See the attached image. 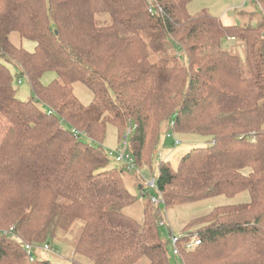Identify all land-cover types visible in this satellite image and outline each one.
<instances>
[{
  "label": "trees",
  "instance_id": "1",
  "mask_svg": "<svg viewBox=\"0 0 264 264\" xmlns=\"http://www.w3.org/2000/svg\"><path fill=\"white\" fill-rule=\"evenodd\" d=\"M192 1L152 0L151 12L150 0H0V264H53L29 262L23 245L54 242L78 222L69 264H172L162 207L244 192L248 203L190 222L201 245L185 263L264 264V0H254L261 19L245 26L207 10L191 15ZM14 33L35 51L13 44ZM9 66L31 100L17 97ZM49 71L56 79L45 86ZM77 83L92 92L89 105ZM171 121L175 133L209 142L177 168L160 164L163 205L141 189L137 221L125 213L137 198L102 148L107 127L120 140L134 127L140 168L151 166Z\"/></svg>",
  "mask_w": 264,
  "mask_h": 264
},
{
  "label": "rangeland",
  "instance_id": "2",
  "mask_svg": "<svg viewBox=\"0 0 264 264\" xmlns=\"http://www.w3.org/2000/svg\"><path fill=\"white\" fill-rule=\"evenodd\" d=\"M188 10L191 15H196L202 10H207L212 16L223 18L224 22L229 21L231 25L238 26L256 25L261 19L260 10L254 0H193L188 6ZM242 12H245L246 15L242 16ZM252 13L255 17L250 21L249 14ZM10 39L17 47H22L30 53L35 51L36 43L27 39H21L17 33L12 34ZM9 68L13 76H15L17 69L13 66H9ZM55 79L56 74L49 71L43 75L41 81L43 85L48 86ZM19 81L21 83H19ZM14 86L17 90V97L20 100L27 102L32 99V91L26 79L15 76ZM74 94L84 105H89L93 100L92 92L81 83L74 85ZM39 106L44 108L42 103H39ZM175 136L176 140L181 142L178 146L174 145L173 139L167 138V127L163 129L160 144L153 151V155L151 156V166H148L147 162L146 164L141 163L139 164L140 168L137 170L128 171L123 168L122 165L117 164L114 160H109V168L123 170L122 179L124 184L137 198L135 204L125 208V213L135 218L137 221H142L144 218V204L141 203V189H143L145 194L149 197L155 196V192L148 187V184L153 179L158 178L160 164L162 162H168L171 166L177 168L180 160L186 154L194 148L206 146L209 142V139L200 136L180 135L177 133ZM119 143L120 138L118 130L113 125H108L106 138L102 148L105 151L116 149L119 146ZM249 201V193L244 192L235 198L217 197L207 201L190 203L173 208L162 207L163 213H161V221L165 225L159 226V234L167 243L169 258L172 264H178V262L174 260L171 254V234L178 235L181 232L187 233L195 231L197 228L191 226L190 222L209 214L214 208L248 203ZM82 225L81 222H78L74 225L72 232L60 235L58 240H55L54 242L47 241V243L53 244L56 250L54 253H45L42 250H38L37 255L39 258L42 260H49L53 264H69V262L75 258L74 244L75 240L80 235Z\"/></svg>",
  "mask_w": 264,
  "mask_h": 264
},
{
  "label": "built area",
  "instance_id": "3",
  "mask_svg": "<svg viewBox=\"0 0 264 264\" xmlns=\"http://www.w3.org/2000/svg\"><path fill=\"white\" fill-rule=\"evenodd\" d=\"M152 0H150L151 5V12L153 9ZM19 83H21L19 81ZM51 114V112H49ZM175 122L171 121L169 125V129L167 130V138L174 140V145L178 146L181 144L180 141L176 140L175 136ZM134 131V127H130L127 129L125 134L123 135L122 140H120L119 146L116 149L107 150V156L109 159L114 160L117 164H120L128 171L137 170L138 167L135 163V160L130 152V137ZM75 135L80 136V132L75 130L72 131ZM148 187L153 190L155 193L157 192V182L156 179H153L149 184ZM146 198V194L144 195ZM143 198V197H142ZM151 202L155 206H162L163 202L161 198L158 196H148ZM165 224L161 221L159 226H164ZM12 232V229L9 231H5L4 234L8 235ZM170 245H171V254L174 260L178 262V264H186L184 259V254H189L195 251L201 245V239L198 235H190L187 233H179L178 235L171 234L170 237ZM24 252L26 253V257L29 262L34 263L37 259V251L42 250L45 253H54L56 248L51 243H44L41 246H35L31 244H24L23 245Z\"/></svg>",
  "mask_w": 264,
  "mask_h": 264
},
{
  "label": "crops",
  "instance_id": "4",
  "mask_svg": "<svg viewBox=\"0 0 264 264\" xmlns=\"http://www.w3.org/2000/svg\"><path fill=\"white\" fill-rule=\"evenodd\" d=\"M243 14H246L245 12H242ZM253 14V13H252ZM250 15V14H249ZM216 17V16H215ZM218 18H220V17H218ZM221 19V21L225 24V25H231V23H229V21H227V22H224V19L223 18H220ZM108 148V147H107ZM110 149V148H109ZM144 199L145 198H142V200H141V203H143V201H144Z\"/></svg>",
  "mask_w": 264,
  "mask_h": 264
}]
</instances>
